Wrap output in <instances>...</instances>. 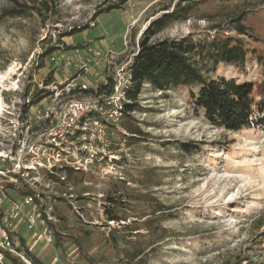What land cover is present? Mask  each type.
<instances>
[{
    "label": "rangeland",
    "instance_id": "rangeland-1",
    "mask_svg": "<svg viewBox=\"0 0 264 264\" xmlns=\"http://www.w3.org/2000/svg\"><path fill=\"white\" fill-rule=\"evenodd\" d=\"M19 1L33 8L10 17L3 12L13 4L0 0L2 155L14 147L8 112L33 119L39 103L60 107L82 99L83 85L93 96L109 78L130 85L142 32L183 2L125 0L98 13L120 0H47L50 10ZM194 2L188 18L172 21L156 38L191 35L214 53L228 39L246 51L244 68L219 63L213 77H262L264 0ZM49 47L57 49L43 56ZM196 61L213 71V56ZM138 100L136 110L110 128L97 166H65L72 169L65 179L35 170L17 186L7 183L5 213L12 200L21 206L3 222L24 256L28 250L44 264H264V130L211 124L186 87L162 92L145 84ZM80 155L84 161L86 153ZM0 163L12 165L3 158ZM27 187L43 200L22 205ZM36 206L54 217L30 229L26 215Z\"/></svg>",
    "mask_w": 264,
    "mask_h": 264
},
{
    "label": "trees",
    "instance_id": "trees-1",
    "mask_svg": "<svg viewBox=\"0 0 264 264\" xmlns=\"http://www.w3.org/2000/svg\"><path fill=\"white\" fill-rule=\"evenodd\" d=\"M8 1L13 6L5 9L3 16H21L33 8L28 2L19 0ZM124 1L120 0V3H112L105 9H101L102 11H98V13L119 8ZM29 2L50 10V4L47 0H29ZM194 5V0L179 1L172 12L163 13L153 19L142 32L138 42V49L135 51L129 68L131 83L125 91L124 114H131L136 110L140 93L145 84H149L153 89L162 92L173 88L186 87L191 91L193 106L203 111L205 118L211 124L232 131H240L243 128H260L264 130V73L258 80H243L241 82L222 75L213 77V73H216V66L219 63L231 62L244 68L246 51L241 48L240 44L228 42V39H224L217 53H214L212 51L207 52V44L198 42L191 35L181 38H156L172 21L188 18ZM236 19H239V17ZM86 27L80 28L84 29ZM241 27L240 23L238 28L240 29ZM75 32L73 31V33ZM56 49L57 47H49L43 53V56L49 55ZM207 55L214 57V66L212 68L215 71L211 73H207V69L201 67L196 61V57H199L205 62ZM113 85V79L109 78L107 84L99 86V90L108 89V92H111ZM194 87H197V90H194ZM90 90L92 89L83 91L87 93ZM48 93L50 92L46 91V94ZM127 129L130 133L135 134L139 130L134 129L132 126H127ZM187 150H190V148H187ZM60 171L67 172V175L72 173L70 168ZM50 176L60 179L56 173H51ZM19 178L20 182L24 181L23 177L19 176ZM9 185L14 186V184ZM27 188L23 195L33 192L30 187ZM15 194L16 196L18 195L17 190H15ZM157 211H162V209ZM22 242H24V239H22ZM19 249H21V244ZM4 252V262L6 264H27L20 256L13 255L7 250ZM25 256L32 264H44L38 256L28 250Z\"/></svg>",
    "mask_w": 264,
    "mask_h": 264
},
{
    "label": "built area",
    "instance_id": "built-area-1",
    "mask_svg": "<svg viewBox=\"0 0 264 264\" xmlns=\"http://www.w3.org/2000/svg\"><path fill=\"white\" fill-rule=\"evenodd\" d=\"M83 66L86 67V63ZM128 79L131 83V74ZM128 86L122 82L114 84L111 92H108L104 98L102 93L104 91L96 87L95 93L99 92L97 96L89 95L87 92L82 99L70 100L60 107L39 103L34 107L33 119H30L31 113L21 117L14 111L8 112L11 115L8 120L12 124L10 126L15 128L14 147L7 155L0 154V158L9 161L12 165L8 168L3 165L4 163H0V183H3V177H7L6 185L10 183L17 186L20 182L19 176L25 177L35 170L36 172L46 170L65 179L64 172L60 170H64L69 165L76 167L77 170H87L88 165L97 166L101 160L99 159L101 152L109 146V142L106 141L110 128L124 115L125 91ZM83 88L88 90L87 85H83ZM80 153H86L84 161ZM8 187L7 185L5 189L3 185L4 189H0V264H5V250L29 262L19 249L20 243L15 242L10 229L3 222L5 215L17 213L21 206L12 200L10 204L8 203L5 213L2 202L7 196ZM42 195L35 191L27 193L24 195L22 205L38 203L43 200ZM34 210L26 215L30 229H34L40 221L53 220L54 216L44 206L43 208L36 206ZM50 240H52L51 235Z\"/></svg>",
    "mask_w": 264,
    "mask_h": 264
},
{
    "label": "bare ground",
    "instance_id": "bare-ground-1",
    "mask_svg": "<svg viewBox=\"0 0 264 264\" xmlns=\"http://www.w3.org/2000/svg\"><path fill=\"white\" fill-rule=\"evenodd\" d=\"M2 76V75H1ZM0 78H4V76L3 77H0ZM0 108H1V110H2V105L0 106Z\"/></svg>",
    "mask_w": 264,
    "mask_h": 264
}]
</instances>
